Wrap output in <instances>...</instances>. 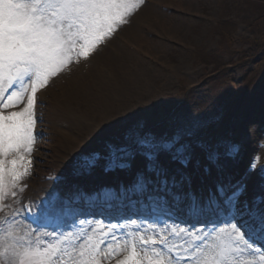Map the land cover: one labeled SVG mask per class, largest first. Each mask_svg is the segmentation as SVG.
Segmentation results:
<instances>
[{"label":"snow or ice","instance_id":"6c2138e0","mask_svg":"<svg viewBox=\"0 0 264 264\" xmlns=\"http://www.w3.org/2000/svg\"><path fill=\"white\" fill-rule=\"evenodd\" d=\"M144 4L0 0V213L10 209L0 218L6 225L0 228V264H102L120 255L119 244L110 242L119 239L118 225H108L110 231L99 241L70 231L24 229L17 219L21 208L13 204L27 187L40 139L38 92L90 63ZM259 115L264 120V101ZM158 128L136 121L118 141L74 157L73 175H90L101 165L105 171H124L131 179L117 191L125 197L163 202L183 212L186 222L194 214L227 215V231L220 229L218 242L211 243L204 229L165 225L160 231L151 226L141 231L133 220L137 230L126 237L131 250L117 264H264V245H256L264 241V169L255 193L246 197L254 164L234 184L220 178L227 159L239 156L236 144L217 140L201 119L188 115L165 117ZM9 197L12 203H6ZM23 207L33 214L31 206ZM173 236L180 239L173 243Z\"/></svg>","mask_w":264,"mask_h":264},{"label":"rangeland","instance_id":"374dc122","mask_svg":"<svg viewBox=\"0 0 264 264\" xmlns=\"http://www.w3.org/2000/svg\"><path fill=\"white\" fill-rule=\"evenodd\" d=\"M152 1L157 3L148 5L154 10L151 11L154 23L147 21L143 11L139 12L144 10L143 5L131 24L119 32L117 39H113L90 63L76 69L71 77H75L74 80L58 79V89L55 87L45 95L62 101L57 103L64 110L49 111V107L46 108L41 126L45 137L37 153L36 170L34 173L30 167L31 174L24 182L30 183L32 177L45 179L53 170L60 173L65 169V163L80 157L82 152L93 151V141L99 140L101 146L118 141L116 132L126 131L136 121L147 124V118L156 113L160 120L168 117L167 113L175 116L173 111L179 113L177 103L184 99L191 106L197 98L200 102L197 110L205 111L222 94L237 99L229 106L227 115L215 118L220 106L216 104L213 105L215 110L194 117L201 119L207 132L215 134L218 140L225 141L226 136L218 135L225 132L232 139L240 140L241 143L236 144L239 156L226 158L224 171L228 164L239 163L238 177L242 178L254 164L256 167L251 170L248 183L259 180L264 169V120L259 115L264 101V5L261 4L264 1L253 0L259 5L248 6L245 2L251 0ZM131 30L136 32L137 38L129 33ZM125 38L136 53L123 45ZM115 51L119 65L104 66L110 62V58H103L105 53L112 56ZM145 78L147 80H143ZM76 84L80 94L75 92ZM242 91L244 94L241 95ZM46 105L51 106V102L45 101ZM65 111L69 119L64 116ZM78 122L83 124L78 125ZM255 133L259 137H254ZM78 139L85 141L84 146ZM247 143L253 151L243 158ZM21 195L18 194L15 204H19ZM8 201L12 203L11 199ZM85 231L89 234L88 225L78 230L79 233ZM118 258L122 260L124 254L116 260ZM106 264L117 263L106 261Z\"/></svg>","mask_w":264,"mask_h":264},{"label":"bare ground","instance_id":"6f19581e","mask_svg":"<svg viewBox=\"0 0 264 264\" xmlns=\"http://www.w3.org/2000/svg\"><path fill=\"white\" fill-rule=\"evenodd\" d=\"M153 9H150V8H148V6H144V10H143V8L139 11V12H142L143 11V13H145V18L147 19V21H149V22H151V23H154L155 22V17H154V15L151 13V11H152ZM154 11V10H153ZM156 12V11H155ZM166 30H167V28H165ZM170 30H172V29H170ZM174 30H176L175 28H174ZM132 31V30H131ZM129 32V33H131L133 36H134V38H137V34H136V32L135 31H132V32ZM140 44V43H139ZM104 54H102L101 56H103ZM101 56H99V58H100V60L102 61V58H101ZM116 56L117 57H119L118 55H117V51H115V52H113V55L111 56L110 54H107V53H105V55L103 56V58H110V62H109V64H106V65H104V66H106V67H111V66H114L115 65V67H116V65H119V63H118V61H117V58H116ZM158 60V59H157ZM109 73V72H108ZM74 75V73L70 76V77H67L66 79H70L72 76ZM75 79V77H73V78H71L70 80H68V81H72V80H74ZM128 79H129V77H128ZM131 80H133L132 78H131ZM143 80H147V78H145V79H143ZM99 83L100 84H103L104 85V82L102 81V80H99ZM142 84H144V85H147V82H143ZM63 84L61 83V86H62ZM139 85V87H141V84H138ZM75 87V89L78 87V85L76 84V85H74ZM127 86V85H126ZM142 87H145V86H142ZM75 92L76 93H79L80 94V91H78V88H77V90H75ZM74 92V93H75ZM84 92H85V90H84ZM68 94H70V93H68ZM77 95V94H76ZM60 100H62V99H60ZM61 103H62V101H61ZM113 113H115V111H112ZM254 137H259V134L258 133H255L254 134ZM78 142L81 144V145H83L84 146V143H85V141L83 140V141H81V140H79L78 139ZM254 145V144H253ZM247 151H248V154L250 155L251 153H252V151H253V148H252V146H249L248 145V143H247ZM33 182H36V179H32V183ZM249 189V188H248ZM119 247H120V249H121V246L119 245Z\"/></svg>","mask_w":264,"mask_h":264}]
</instances>
